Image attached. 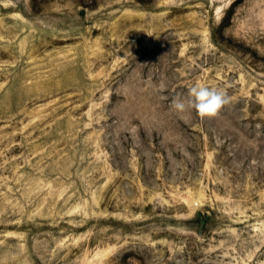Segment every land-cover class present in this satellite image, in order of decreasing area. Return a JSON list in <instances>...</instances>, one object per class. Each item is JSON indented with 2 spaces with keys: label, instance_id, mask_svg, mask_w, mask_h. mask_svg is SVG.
I'll list each match as a JSON object with an SVG mask.
<instances>
[{
  "label": "rangeland",
  "instance_id": "rangeland-1",
  "mask_svg": "<svg viewBox=\"0 0 264 264\" xmlns=\"http://www.w3.org/2000/svg\"><path fill=\"white\" fill-rule=\"evenodd\" d=\"M0 264H264V0H0Z\"/></svg>",
  "mask_w": 264,
  "mask_h": 264
},
{
  "label": "clouds",
  "instance_id": "clouds-1",
  "mask_svg": "<svg viewBox=\"0 0 264 264\" xmlns=\"http://www.w3.org/2000/svg\"><path fill=\"white\" fill-rule=\"evenodd\" d=\"M231 102L232 98L225 89L197 84L188 90L187 99L173 98L171 108L180 114L194 109L201 119H210L217 117Z\"/></svg>",
  "mask_w": 264,
  "mask_h": 264
}]
</instances>
